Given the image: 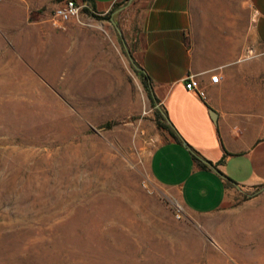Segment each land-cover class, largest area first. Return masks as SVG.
I'll return each mask as SVG.
<instances>
[{"label": "rangeland", "instance_id": "obj_1", "mask_svg": "<svg viewBox=\"0 0 264 264\" xmlns=\"http://www.w3.org/2000/svg\"><path fill=\"white\" fill-rule=\"evenodd\" d=\"M62 1L0 2V264H264L254 206L192 213L150 175L140 0L60 30Z\"/></svg>", "mask_w": 264, "mask_h": 264}, {"label": "crops", "instance_id": "obj_2", "mask_svg": "<svg viewBox=\"0 0 264 264\" xmlns=\"http://www.w3.org/2000/svg\"><path fill=\"white\" fill-rule=\"evenodd\" d=\"M118 1L84 5L108 13ZM140 9L130 53L180 141L165 134L152 150L151 177L192 213L254 206L244 220L264 239V0H140ZM190 74L205 101L184 88Z\"/></svg>", "mask_w": 264, "mask_h": 264}, {"label": "built area", "instance_id": "obj_3", "mask_svg": "<svg viewBox=\"0 0 264 264\" xmlns=\"http://www.w3.org/2000/svg\"><path fill=\"white\" fill-rule=\"evenodd\" d=\"M85 8L88 9L86 5H78L75 0H63L54 9L52 19L53 26L57 29L64 30L66 24L70 21L75 20L79 22L82 13L85 12ZM219 80L220 77L218 74H213L209 77V82L211 84H217ZM184 88L200 100H206L205 91L202 88L201 81L197 75H187L184 78Z\"/></svg>", "mask_w": 264, "mask_h": 264}, {"label": "trees", "instance_id": "obj_4", "mask_svg": "<svg viewBox=\"0 0 264 264\" xmlns=\"http://www.w3.org/2000/svg\"><path fill=\"white\" fill-rule=\"evenodd\" d=\"M126 1H128V0H125V2ZM83 2H85V0H83ZM84 11L87 12V13H90L94 17H98V16L92 14L91 12H89V10L87 8H85ZM136 72L140 75L141 81L144 84L146 90H149V82H148L147 77L141 71H139V70H136ZM149 97H150V99L152 101L154 100L151 95H149ZM154 116H155V125H156V128L162 134L163 139L165 140L164 137H165V134H166V135L170 136V138L172 139V141H174L176 143H180V141H179L176 133L174 132L172 126L170 124H168L167 120L165 119V117L163 116V114L161 113V111L159 109H155L154 110ZM193 159H194V161L196 162V164H197V166L199 168H201V169H208L207 165L201 163L195 157Z\"/></svg>", "mask_w": 264, "mask_h": 264}, {"label": "water", "instance_id": "obj_5", "mask_svg": "<svg viewBox=\"0 0 264 264\" xmlns=\"http://www.w3.org/2000/svg\"><path fill=\"white\" fill-rule=\"evenodd\" d=\"M128 56H129V60L131 62V64L133 65V67L136 69V70H139L138 66L136 65V63L133 61L132 57L129 55L128 53ZM211 168H213L210 164H208Z\"/></svg>", "mask_w": 264, "mask_h": 264}]
</instances>
